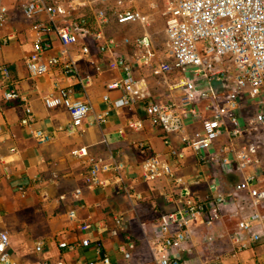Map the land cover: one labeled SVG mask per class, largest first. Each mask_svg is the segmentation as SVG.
<instances>
[{"label":"crops","instance_id":"0c3cea01","mask_svg":"<svg viewBox=\"0 0 264 264\" xmlns=\"http://www.w3.org/2000/svg\"><path fill=\"white\" fill-rule=\"evenodd\" d=\"M6 2L10 13L6 26L0 29V41L12 33L16 37L9 45L0 47V67L7 65L11 70L10 78L0 71V215L3 219L0 229L10 233L15 263L43 264L49 259L68 264H105L103 257L108 255L111 264H158L160 245L157 240L162 238L159 229L162 215L175 211L179 202L187 198L205 199L211 194L212 185L217 184L227 197L220 219L209 224L207 213L192 219L187 228V240L172 252L186 264H217L219 261L223 264H264V244L235 253L233 241L241 221L264 215V201L257 205L249 192H237L236 189L245 175L261 168L264 170L263 145H260L259 154L261 166H252L246 171L226 168L218 157L221 149L230 143L227 135L209 149L196 152L184 146L178 133H166L155 127L142 105H130L124 101L121 90L108 89L109 83L122 76L121 70L111 67V61L127 55L135 62L137 77L158 102L174 104L184 99L183 83L187 77L183 72L175 70L164 79L154 75L155 66L167 59L164 49L168 37L166 31L162 39L157 36L153 27L156 18L144 27L141 23L119 24L112 16L105 33L119 45L107 53L100 51L99 43L93 38L82 39L66 48L56 31L45 34L43 37L52 43L46 58L57 56L64 61L77 60L79 75L68 80L60 68H53L46 75L33 77L27 58L34 52L38 38L33 30L34 20L25 16L24 0ZM136 6L129 8L140 9L146 14L152 11L151 7L142 4ZM40 19L50 22L45 16ZM64 20L58 19L56 23ZM145 32L153 37L156 57L151 58L144 51L124 43L126 37ZM85 43L91 46V53L82 56L80 49ZM86 75L92 76L91 83L86 81ZM56 80L63 86L72 87L76 98L87 100L93 106V111L74 133L67 131L71 114L66 108L45 105L44 97L53 92ZM10 81L34 109L32 127L22 124L25 102L5 99ZM199 84L205 86L207 82L200 79ZM216 93H223L220 85H217ZM106 94H110L111 103L104 99ZM219 104L220 100L191 104L190 108L198 109L201 116L188 115L187 131L192 134L200 130L204 120L201 118L210 116ZM207 105L211 106V111H206ZM111 106L108 122L99 123L97 116ZM242 109L244 123L251 120L246 119L249 115L254 117L258 111L257 104L248 99ZM36 130L46 131L53 139L42 140L34 133ZM245 136L247 138L245 134L239 141L247 142ZM141 143H145L146 148H141ZM81 147H87L91 155L99 158L124 162L130 192L117 184L89 187L85 178L88 166L73 154ZM174 148L182 151L185 157L178 159L173 154ZM152 152L161 155L166 172L158 180L147 181L142 173L145 160ZM167 172L183 177L187 184H177ZM78 190H81L80 195ZM184 190L187 195H183ZM119 217L125 221V231H120L116 224ZM86 223L90 228L85 230L82 226ZM259 228L264 230L262 225ZM84 239H89L91 245L74 250L60 247L64 241L78 244ZM40 240L45 242L41 253L36 251ZM131 241L135 247L132 256L127 258L121 246ZM98 244L103 248L102 254L96 248Z\"/></svg>","mask_w":264,"mask_h":264},{"label":"built area","instance_id":"2783aa9c","mask_svg":"<svg viewBox=\"0 0 264 264\" xmlns=\"http://www.w3.org/2000/svg\"><path fill=\"white\" fill-rule=\"evenodd\" d=\"M85 2L101 4L94 17L76 14L80 5ZM109 0H24L23 11L26 17L34 20L33 30L38 34L34 44V52L27 58V66L33 77H39L51 72L53 68H60L68 80L79 75L77 60L64 61L57 56L46 58L45 54L52 48L49 39L43 37L56 31L67 48L78 44L82 39H95L99 43L100 51L112 52L119 43L106 36V25L114 16L119 24L141 23L144 27L151 24L150 15L137 8L108 11ZM10 9L6 0H0V29L8 22ZM47 17L45 22L41 17ZM167 41L164 49L166 60L156 65L154 75L166 78L175 70L183 72L186 95L181 103L163 104L158 102L148 91L146 85L139 80L136 74L135 62L122 55L111 61V67L119 69L122 76L119 80L108 84V89L121 90L123 99L130 105H142L145 108L149 121L166 133H178L182 143L196 152L209 149L219 139L227 135L230 143L221 149L219 161L222 166L231 169L246 171L252 166H261L260 145L254 142H241L239 139L245 134L254 131L264 132V0H169L167 10ZM66 19L56 23L58 19ZM95 24V25H94ZM15 35L4 36L2 45H9ZM124 43L144 51L149 57H156L153 37L149 32L135 37H126ZM81 55L91 53V46L87 43L81 46ZM0 71L7 78L11 77V70L6 65ZM86 81L91 83L93 78L86 75ZM204 79L207 85L199 84ZM220 85L223 93L217 94L216 87ZM53 92L44 97L48 108L64 107L71 114L68 132L74 133L84 123L87 116L93 111L92 104L84 99L75 97V91L70 86H63L60 81L53 82ZM221 98V99H220ZM7 100H21L25 102V116L22 124L32 127L35 123V112L29 100L23 96L18 87L10 81L5 93ZM104 99L111 103L110 94ZM248 99L257 104L258 111L248 123L242 122L244 101ZM220 100L219 106L210 116L202 117V128L192 134L187 131L186 119L188 115L201 116L196 108H190L199 101ZM207 105L206 111H211ZM112 106L97 116L99 123H107ZM34 133L44 141H51L53 136L44 130ZM2 135L0 133V143ZM146 148L145 143L140 144ZM74 156L87 164L85 175L87 184L91 188L108 187L112 184L127 186V165L121 161L111 162L91 155L87 147L74 151ZM173 154L182 159L184 153L173 149ZM165 164L160 154L152 152L144 163L143 178L155 181L165 174ZM169 178L181 186L187 184L186 179L167 172ZM264 170H255L245 175L238 183L237 192L247 191L255 204L264 201ZM23 191V188H21ZM78 195L81 190H78ZM132 195V193H130ZM23 191V196H25ZM136 197L143 198L141 194ZM227 197L213 184L211 194L205 199L187 198L179 202L175 211L165 213L159 221L162 238L157 240L160 248L157 250L158 264H186L175 256L173 248L181 247L187 240V228L192 219L203 213L208 214L209 224L221 217L223 204ZM75 216V211L71 213ZM0 215V224L2 223ZM116 224L120 231L126 230L122 217L117 218ZM264 215H258L255 220H243L233 235L235 253H241L253 246L264 244ZM83 229H89L86 223ZM175 229V234H173ZM119 231V230H118ZM116 231V233H118ZM91 241L84 239L78 244L60 243L61 248L74 250L79 246H90ZM12 241L10 233L0 229V264H16L13 259ZM45 242L40 240L36 244V251L44 250ZM134 242L121 246L127 258L132 256ZM102 254L101 244L96 246ZM105 264H111L108 255L103 257ZM43 264H68L65 261L44 260ZM217 264H223L219 261Z\"/></svg>","mask_w":264,"mask_h":264},{"label":"rangeland","instance_id":"374dc122","mask_svg":"<svg viewBox=\"0 0 264 264\" xmlns=\"http://www.w3.org/2000/svg\"><path fill=\"white\" fill-rule=\"evenodd\" d=\"M169 0H109L108 2V11L113 13L115 10L118 9H126L129 7H137L136 5H145L146 7H151L150 15L151 19L155 20L158 19L159 21L154 22V30L157 33V36L162 39L165 31L167 32V18L165 16V11L167 10V4ZM101 4L98 2H85L80 5L79 10L76 11V14L86 15L89 17H94V11H96ZM152 23V22H151ZM151 25V24H150ZM252 116L249 115L246 119H251ZM249 136V137H248ZM244 137V136H243ZM246 138V136H245ZM247 142H254L259 145H263L264 149V132L263 131H254L252 133L247 134L246 140ZM262 159V158H261ZM263 166H264V161Z\"/></svg>","mask_w":264,"mask_h":264},{"label":"water","instance_id":"95a60500","mask_svg":"<svg viewBox=\"0 0 264 264\" xmlns=\"http://www.w3.org/2000/svg\"><path fill=\"white\" fill-rule=\"evenodd\" d=\"M183 195H187V190H184L183 191Z\"/></svg>","mask_w":264,"mask_h":264}]
</instances>
